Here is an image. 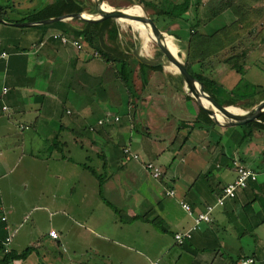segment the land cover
Wrapping results in <instances>:
<instances>
[{"label":"crops","instance_id":"crops-1","mask_svg":"<svg viewBox=\"0 0 264 264\" xmlns=\"http://www.w3.org/2000/svg\"><path fill=\"white\" fill-rule=\"evenodd\" d=\"M188 1L181 20H157L168 31L177 26L171 34L179 40L196 16L212 28L234 19L228 10L203 17L220 0ZM63 21L82 28V19ZM14 23L0 20V234H12L14 253L32 250L2 261L0 249V264H233L244 257L264 264V129L248 138L206 113L211 123L182 78L151 59L149 35L130 32L128 45L120 38L129 31L116 22L98 53L83 36L55 38L64 33L55 25ZM258 47L248 55L260 49L263 57L264 44ZM228 70L235 79L221 97L229 92L241 108L264 100L258 61L239 78ZM126 146L139 158L125 155ZM146 162L163 175L152 177ZM235 162L259 178L219 206ZM181 201L192 214L214 207L211 221L179 244L173 234L193 224Z\"/></svg>","mask_w":264,"mask_h":264},{"label":"trees","instance_id":"trees-1","mask_svg":"<svg viewBox=\"0 0 264 264\" xmlns=\"http://www.w3.org/2000/svg\"><path fill=\"white\" fill-rule=\"evenodd\" d=\"M109 1L110 4L115 7H119L115 0ZM137 1L143 4V6L150 11V16L155 20H158L159 18L167 21L181 20V17H183V15L188 13L190 10L188 0ZM10 2L11 0H6L3 3H0V18L16 22L38 21L73 12L87 11L93 13L96 11L94 0H51L46 3L42 2V4H40L37 8L26 12L18 11L13 7V5H11ZM130 2H132V0L126 1L127 4ZM224 10L230 11L234 16V19L230 23H225L213 28L205 27V24L201 26L199 23V19L201 18L198 19L197 16L193 18L192 23L189 26V28H191V32L189 37L186 39L187 42L185 45V52L187 53V59L185 61V65L187 70L205 85L206 89L218 103L227 106L234 105L236 101L235 96L230 95L229 92L225 91V93L228 94L225 97H221L220 93L224 92V87L218 84L214 79L209 78L202 71L207 68L210 63H212L213 58H221L222 62L229 65V68L233 71L240 73L244 70L246 63L245 59L248 56L249 51L254 47L253 44L257 42H264V23H262V20L264 19V0H220L217 3V6L209 9L208 15L206 14V18L210 21L214 19L215 16L221 14ZM8 11L13 13V15H19V18L10 19L9 15H7ZM69 23L70 22L68 21L55 20L45 24L55 25L56 28L64 32L61 33V35L67 36L68 39L69 36L67 34L83 36V39L87 42V44L95 48L98 53H101L100 50H102L103 32L107 30L109 37H113V28L111 30L110 25H117L114 20L97 23H101V27L97 24L83 20L81 21L82 28L74 29L69 25ZM172 48L176 50L175 47ZM157 54L160 56L162 55L159 50ZM176 54L178 55V53ZM186 97L188 100H191L189 96ZM254 106L255 104L253 103L247 104L244 109H252ZM197 109L201 110L198 107ZM202 112L211 123H214L207 116L206 111L202 110ZM239 128H241V132L246 133L248 138H251L254 130L264 129V115L260 117V120L248 122L239 126ZM124 148H129L130 151L125 153ZM124 148L122 149V152L130 158H133L132 153L136 152H134L129 146ZM136 154L138 155V153ZM111 207L114 211H116L113 206ZM1 216L3 215H0V217ZM4 223L5 221H1L0 219V229L2 230V233L4 232ZM193 225L194 217L192 226ZM192 226L189 229H191ZM195 229L191 231V237ZM9 234L10 233L4 236H1L0 234V249L3 252L2 261L20 258L32 250L31 247H27L19 254L16 252L14 253L11 251L10 247H8V249L4 251V240ZM175 242L177 241L175 240Z\"/></svg>","mask_w":264,"mask_h":264},{"label":"water","instance_id":"water-1","mask_svg":"<svg viewBox=\"0 0 264 264\" xmlns=\"http://www.w3.org/2000/svg\"><path fill=\"white\" fill-rule=\"evenodd\" d=\"M106 0H95V10L97 13V16L92 15L88 12H73V13H67L60 16L50 17L43 20L38 21H27V22H16L14 24L16 25H32V24H45L49 23L51 21L55 20H66L71 18H78L82 19L94 24H97L99 22L104 23L105 21H120V22H126L129 23L130 20H141L147 24H149L151 31L154 32L157 35V40L155 41V44L159 47L160 51L162 52L163 56L167 60L169 66L171 67V70H173L176 74H178L189 93V96H191L197 104L200 106V108L207 112V114L210 115V117L220 126H231V127H239L243 124H246L248 122H252L255 120H260V117L264 115V100L259 102L257 105H255L252 109L248 110L249 112L247 115L243 116L242 118H230L231 116L228 113V106L221 105L218 103L213 96L210 94V92L206 89L205 85L195 78L186 68L185 61L183 60L181 62H177L173 56L172 51L170 48L164 44L165 39L169 38L167 35V32L163 27L159 24V22L155 19H153L148 12L145 10V8L140 5L136 4L141 7V12H131L130 9L132 8V5L127 6L123 9H107ZM134 5V4H133ZM1 21H3L2 18H0ZM97 24V25H101ZM187 59V58H186ZM199 87V90L197 91L198 95L196 93H193L191 91H195L196 87ZM203 97L206 99L209 104L208 106H205L201 103V100L199 97Z\"/></svg>","mask_w":264,"mask_h":264},{"label":"rangeland","instance_id":"rangeland-1","mask_svg":"<svg viewBox=\"0 0 264 264\" xmlns=\"http://www.w3.org/2000/svg\"><path fill=\"white\" fill-rule=\"evenodd\" d=\"M0 1L4 2L5 0H0ZM49 1H51V0H12V2H11L12 4L11 5H13V7L15 9H17L18 11H20V12H26V11L32 10L35 7L39 6L40 4H42V2L46 3V2H49ZM115 1H116V4L119 7H115L114 5L110 4L109 0L108 1L106 0L105 2H106L107 5L111 6L112 9H123V8H126L127 6H130V5L135 6L136 4H140V5L143 6V4H141L137 0H132V2H130L128 4L126 3L127 0L126 1L125 0H115ZM145 10L150 15V11L148 9H146V8H145ZM225 11H227V10H224L222 12H225ZM84 12H87V11H84ZM88 13H90V12H88ZM91 14L94 15V16H97L96 11L91 13ZM207 15H208V13H207ZM203 17H206V15L203 16ZM73 19H78V18H73ZM115 22H117L118 26H119V24L123 25L125 30L129 31V32H124V31L121 32L122 36L120 38V41L122 40L123 42H125L128 45L130 43H132L133 35L131 33H134V34L137 35V34H139V32L137 30H135L132 27V25L129 24V23L120 22V21H115ZM262 23H264V19L262 20ZM164 27H167V29L170 30V31L166 30L167 35L169 37H171L173 39V41L175 42V43L173 41L170 42L168 44L169 48L173 52L178 53V55H179V57L181 58L182 61L186 60L187 53L185 52V45H186L187 41L186 40H179L174 35L171 34V33H173V30H178L177 29L178 27L176 26L174 28L173 25H170V26L167 25V26H164ZM183 32H184V29L181 31V34ZM131 36H132V39H131ZM141 36H143V35L141 34ZM165 41H167V39H165ZM149 44L151 46L150 47L151 54H155V56L152 55L151 59L153 61L161 62L163 67L165 66V68L168 69L169 64H168L167 60L165 59V57L163 55L160 56V55H158L156 53V51L157 52H158V50L160 51L159 47L154 42H150ZM263 44H264V42H257L255 44H253V46L254 47L260 46L258 48H261ZM171 46L175 47L177 50H174ZM259 51H260V49H257L256 51H254V53L252 55H248L246 57V59H245V62H246L245 65L246 66L244 68L246 70L251 65L252 62H254V63L257 62V61L259 62V66H260V69L262 71V73H261V85H263V87L261 88V93H260V95H262L264 93V90H263L264 89V56L263 57L258 56L257 54L259 53ZM212 60H213L212 63H210V65L207 66V68H205L202 72L205 75H207L209 78H212L215 81H217V83H219L220 85H223L224 87L233 84V81L235 79V77H234L235 75L229 72V70H228L229 69V65H227L224 62H222L221 58H213ZM248 64H250V65H248ZM254 68H253V70H254ZM233 72H235V71H233ZM173 73H175V72L173 71ZM240 75H241V73L237 74L236 75L237 78L242 76V75L241 76ZM254 88H255V86L253 87V85H250V86H248L246 91L252 92ZM227 106H231V105H227ZM235 106H237V105H235ZM237 107L241 109L240 106H237ZM242 110L248 111L250 109H244L243 108ZM30 223H32V215H27L25 220H24V224L25 225H29Z\"/></svg>","mask_w":264,"mask_h":264},{"label":"built area","instance_id":"built-area-1","mask_svg":"<svg viewBox=\"0 0 264 264\" xmlns=\"http://www.w3.org/2000/svg\"><path fill=\"white\" fill-rule=\"evenodd\" d=\"M54 37L59 38L64 43L69 41L67 36H64L61 34H55ZM73 43L77 45V47H80L78 42L74 41ZM1 55L3 57L6 56L4 52ZM5 90L6 89L4 88V91ZM114 120H118V117H115ZM99 123H103V121L100 120ZM129 151H130L129 148H124L125 153H128ZM132 157L138 158V155L136 153H132ZM145 168L150 173V175L154 178H159L163 174L162 169L158 165L152 162H146ZM234 170L236 172L235 178L222 187L221 192L216 199V204L219 206L223 205L227 199L234 198L236 195L237 189L245 188L246 186H248L249 182L256 181L260 175V172H257L255 169L245 164H241L239 162H235ZM166 194L172 196L174 194V191L172 189H169L166 191ZM180 203L183 209L194 217V225L189 230L175 233L174 238L179 244L187 241V239L191 237V231L197 228L202 222L211 221V213L214 207L213 205H207L204 211L199 212L197 214H192V208L189 204L183 201H181ZM0 219L1 221H5L6 218L3 215L0 217ZM49 234L53 237H57V234L54 230H50ZM11 240H12V234L10 233L4 240V251L8 249L11 243ZM253 261H254L253 257H244V258L239 259L237 262L233 264H251L253 263ZM150 264H160V263L157 260H154V261H151Z\"/></svg>","mask_w":264,"mask_h":264},{"label":"bare ground","instance_id":"bare-ground-1","mask_svg":"<svg viewBox=\"0 0 264 264\" xmlns=\"http://www.w3.org/2000/svg\"><path fill=\"white\" fill-rule=\"evenodd\" d=\"M107 5V4H106ZM107 7V9H109V10H111L112 8H111V6H109V5H107L106 6ZM130 11L131 12H134V13H137V12H141V7L140 6H138V5H135V6H132V8L130 9ZM129 24H131L132 25V27L135 29V30H137L140 34H142L143 36L142 37H144L143 39H146V36L147 35H149L150 36V38H148V43L149 42H154L155 43V41L157 40V35L154 33V32H152L151 31V28H150V26H149V24H147V23H145V22H143V21H141V20H130L129 21ZM167 40L169 41V42H171L172 41V38L171 37H169V38H167ZM164 44L165 45H167L168 46V44L164 41ZM169 47V46H168ZM171 50V49H170ZM172 51V50H171ZM172 53H173V56H174V58H175V60L177 61V62H181L182 60H181V58L179 57V55H177L175 52H173L172 51ZM169 68L171 69V67L169 66ZM199 90V87L197 86L196 88H195V91H191L192 92V94L193 93H196L197 95H198V93H197V91ZM200 98V100H201V103L203 104V105H205V106H208V104H209V102L206 100V99H204L202 96L201 97H199ZM243 108H238L237 106H235V105H231V106H228V108H227V110H228V113H229V115L231 116L230 118H242L243 116H245V115H247L249 112H247V111H244V110H242ZM235 118V119H236Z\"/></svg>","mask_w":264,"mask_h":264}]
</instances>
